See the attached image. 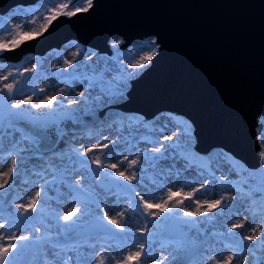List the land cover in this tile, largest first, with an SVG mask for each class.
Segmentation results:
<instances>
[{"label":"snow or ice","instance_id":"6c2138e0","mask_svg":"<svg viewBox=\"0 0 264 264\" xmlns=\"http://www.w3.org/2000/svg\"><path fill=\"white\" fill-rule=\"evenodd\" d=\"M47 2L54 4L55 0H47ZM93 3L94 0H75L71 5L74 10L66 12L64 10L69 8V4L61 3L59 11L54 8L51 11L55 14L46 17L48 24L54 22L59 15L73 17L78 13L87 12L93 8ZM78 4L81 6L77 7ZM15 8L17 11L13 15L18 19L23 20L24 16L29 14L25 5H16ZM17 27L20 26L17 25ZM4 30L11 31V29ZM40 34V31H21L18 33L17 38L10 41V45L7 42L0 43V51H14L21 44L39 37ZM155 48L156 41L149 40L148 44L141 48V51H145V49L147 51L140 56L134 66L143 69L145 65L153 61L154 56L157 54L152 50ZM96 59H99V54L96 55ZM85 60L92 61V63H85ZM62 65V69L57 68L53 72L62 71V73H67L66 76L74 81H86L85 91L88 92L87 96L82 92H76V99L65 102V100L58 101L55 96L48 95L45 88H39L33 90L30 94H26L25 89H16L14 73L9 72L7 76H3L4 81H8L9 77H13V80L4 83L0 87V152L4 151L5 139L9 140V148L12 149L14 143L12 137L21 128L26 129L25 136L31 138V135H34L39 139H43L41 135L43 132L51 131L55 133L59 125L64 122H71L73 125L88 128L103 121L105 125L109 126L112 139L110 140L108 135L98 136L97 138L102 141L101 143L84 147L83 151L71 150L64 157L65 166L63 169L49 168L48 171L52 172L55 178L44 189L37 186L38 190L35 191V195L29 193L26 198L27 202L6 205L4 202L6 193L0 191V221H3L0 222V230H3L0 233V264H18V257L27 252L39 253L41 264H44V257L48 249H51L53 264H67L68 261L73 259L72 256L68 255L69 252L77 253L76 264H134V262L139 264L142 259L155 260L156 264H173L177 254L189 257L184 264H192L191 258L194 256L200 257L201 264L204 261H207L208 264H264V220L257 221L253 218L250 221L246 220L244 223L235 222V218L240 217L239 209L234 208L230 203H225L229 199H237L235 195H228L232 189L231 183H223V181L228 180L229 173L227 169H225L223 176L217 177L214 174L209 175L208 170L202 169L199 165L191 164L185 155L191 148V136L186 125L173 121L171 117L165 118L158 126H149V118L133 123L137 119L136 117L129 120L127 115L120 116L118 112L109 115L113 112V103L118 104L123 99L125 89L128 87V82L117 79L116 74L120 72L121 67L126 68L128 65H121L120 59L115 62L109 60L105 64L96 65L91 53L85 54L78 61L65 59L62 61ZM27 71L28 69L25 68L19 75L23 76ZM31 71L36 72L37 69L33 68ZM129 75L130 78H134L136 74L131 73ZM112 85L116 87L113 88ZM37 92L44 94L38 103L33 102V96L37 95ZM97 94L103 97L102 108L95 103L94 96ZM90 100L92 101L91 104H89ZM71 105H79V107L72 109ZM40 109L45 111H33ZM98 110L104 111L103 117L99 116ZM83 117H88V123H85ZM259 119L264 122V116ZM151 120L156 121V117H152ZM258 126L264 130V125ZM117 129L123 131L124 134L122 136L117 135ZM153 136L157 138L152 139ZM177 137L187 141L185 147L181 148L179 144L174 145L171 143ZM57 139H59V136H57ZM33 142L38 143V140ZM141 143L149 146L143 153L142 162L137 147ZM113 145L121 150V155L118 157L120 163L127 162L125 170H118L120 167L118 163L105 165V162L99 156H96L95 159L89 156V153L109 149ZM16 150L18 151V149ZM113 154L111 151L108 153L109 156ZM258 155L261 157L262 166H264V149H261ZM34 158L40 159L38 154ZM10 159L11 164L8 169L0 171V190L9 185L13 173L17 169V156L12 155ZM24 159V155L21 154L20 167H24ZM208 159L212 160L210 156ZM164 161L169 163L165 165L163 164ZM178 161L180 162L179 166L184 168L186 172H190L192 176L202 177L198 181L199 187H196V191L206 188L208 183L215 184L219 179L221 181L220 188L223 191L218 192V198L205 199L203 202L196 199V208L190 211L188 207H182V205L186 200L190 201L193 194L189 192L182 195L183 187L170 184L167 188V195L163 199L157 195L145 199V196L136 190L133 181L136 182L137 186L141 185L148 170L155 171L161 179L168 175L170 183L174 177L169 174V169L177 165ZM91 165H95V168H92ZM105 167L114 171H104ZM78 168L91 172V182L96 183L97 187L104 189L106 193L115 195L119 192L121 195L135 198V210L145 217V224L149 222V217H151L154 228L158 229V231L144 235L147 233V227H144L140 230V234L144 235V239L151 236L150 243L160 242L161 251L159 254H153L150 247L145 252L144 243L134 242L132 246L136 250L127 252L126 255L117 259L116 256L107 251L103 244L99 243L100 240H103L109 234H114L117 230L121 233L128 231L121 224L126 209L116 207L119 201H113V207L106 209L102 200L97 198L94 191L87 190L81 183L82 180L87 179L85 175L73 178V173ZM132 169L135 170L132 171L131 175H128L127 172ZM212 171L216 172L218 169L213 167ZM41 172L44 173V169H41ZM137 172L141 173L139 177H137ZM46 175L47 173H44L40 178L43 179ZM101 177L104 179L102 180ZM60 185H63L66 189L63 200H66L69 205L63 214L57 208L51 206L47 211L43 207L40 208V211H37L38 201L41 200L42 195L43 202L45 204L49 203L47 189L53 188V186L59 187ZM174 187H177V190H173ZM245 187L249 192L252 191L250 185ZM160 191L163 192V188ZM257 191L264 194V189H257ZM240 199L243 200L244 197L241 196ZM125 202L131 203L132 200L129 199ZM55 203L59 207H64L62 200L59 198ZM170 204L172 205L171 208L169 207ZM222 205L229 209L234 217L231 227L227 229V232L231 234L230 239L232 241L228 245L231 254L227 256L224 255L221 248H216V254H213L208 236H205L204 240L197 244L189 233L194 228L196 232H200V229L193 221L183 219V217L207 215L213 210L220 209ZM6 208H14L18 211H13L8 217L4 215ZM201 208L204 209L203 212H201ZM165 213L167 215L162 216ZM158 217L159 220L156 219ZM85 218H87V221ZM128 219H131V217ZM48 221H51V223ZM86 224L91 229L87 233L91 237L87 246L93 249V252L90 258L82 260L79 249L83 247V244L78 240H62L61 237L66 236L68 233L77 236L85 234ZM21 228L24 231H21ZM41 228L45 230L44 236L33 235V233H39ZM238 229L243 231L237 232ZM249 229H251V234H248ZM210 235L217 236L216 233H210ZM37 245L38 247H34ZM123 251H127V249ZM165 251L168 252V255L162 254ZM169 256H171V259H169ZM218 256L219 258H217ZM27 264H29V261H27Z\"/></svg>","mask_w":264,"mask_h":264},{"label":"water","instance_id":"95a60500","mask_svg":"<svg viewBox=\"0 0 264 264\" xmlns=\"http://www.w3.org/2000/svg\"><path fill=\"white\" fill-rule=\"evenodd\" d=\"M38 1L0 0V13ZM114 35L124 40L120 48L147 37L158 48L153 61L131 80L120 107L143 121L158 115L182 119L193 128L198 153L220 148L247 169L259 167L264 0H94L89 11L59 15L39 37L5 51L0 60L15 63L27 53L44 56L69 42L110 54ZM41 135L43 139L31 135L39 140V151L56 145L58 130ZM31 255L18 257V264H27Z\"/></svg>","mask_w":264,"mask_h":264},{"label":"rangeland","instance_id":"374dc122","mask_svg":"<svg viewBox=\"0 0 264 264\" xmlns=\"http://www.w3.org/2000/svg\"><path fill=\"white\" fill-rule=\"evenodd\" d=\"M75 2V0H55L54 4L48 3L47 0H39L35 5L27 7L29 14L24 16V19L16 18L13 13L17 11L14 9L13 11L9 10L7 14L2 16L0 13V43H9L14 38H17L18 33L21 31H40V33L46 28L48 25V20L46 17H49L50 14H55L52 12V9H56L59 11V5L61 3L69 4V8L64 11H72L74 10L71 5ZM80 7L81 5H76ZM19 25L20 27H17ZM4 29H11V31H5ZM149 40H155L153 37H147L142 41H135L129 46H124L120 48V46L124 43V40L120 43L117 41H113L111 44L110 54H99V59H96V55L98 54L91 47L81 45L76 42H69L63 45L59 50H51L48 51L44 56H35L32 53L24 54L21 60L13 63L10 61H1L0 60V87L3 86L4 83L12 82L13 77H9L8 81H4L3 76H7L9 72L15 74L16 79V89L19 88L25 89L26 94H30L33 90H38L39 88H45L47 90L48 95L55 96L58 101L60 100H73L76 99L75 93L82 92L86 96L88 92L85 91V82L74 81L70 77L66 76L67 73L61 72H53L54 69L63 68L62 61L65 59H71L73 61H78L85 54L91 53L93 54V59L95 60L96 65L105 64L107 61L112 60L115 62L117 59H120L121 65H128V67H121L119 73L116 74L117 79H123L128 82V87L125 89V94L131 88V80L140 76V74L144 71V69L149 65H145L143 69L136 68L134 65L136 61L140 59V56L144 55L145 51H141V48L144 45L148 44ZM156 41V40H155ZM19 47V46H18ZM157 42L156 48L152 49L157 52ZM5 51H0V55ZM85 63H92V61L85 60ZM82 66V65H81ZM27 68L28 71L24 73L23 76L19 75L20 72L24 71ZM36 68V72H32L31 69ZM131 73H135L134 78H130ZM111 83V81H109ZM115 88V85H112ZM124 94L122 100L119 101L118 104L113 103V109L120 110V116L127 115L129 120L132 117H136L137 119L133 121V123H138L139 121H143L142 118L135 116L133 113L127 111L126 109L119 106V104L125 102L128 98ZM43 93L37 92V95L33 96V102H39L40 99L43 98ZM94 100L96 105L100 108L103 106V97L100 95H95ZM92 101H89L91 104ZM28 107V106H25ZM79 105H71L72 109L78 108ZM33 111H45L44 109L33 110ZM111 113H109L110 115ZM104 111L102 112L101 117H103ZM169 116L166 115H158L156 116V121L148 120L149 126H158L159 123L163 122L165 118ZM260 118V117H259ZM258 118V123L256 126L258 141H259V150L264 149V130L258 125H264V122L260 121ZM85 123H88V120L83 117ZM175 122H181L183 125L187 126V131L191 136V148L185 155L190 160L191 164L199 165L202 169L208 170L209 175H216L217 177L223 176L225 174V169H227L229 175L228 180L223 181V183H231L232 189L229 191L228 195L237 196L235 200H227L225 203H230L234 208L239 209L240 217L235 218V222L244 223L246 220L250 221L255 218L257 221L264 220V194L259 197H253L251 191L247 190L246 185H250L251 189H264V166L261 164L258 168L251 170L247 169L240 161H238L231 154L225 152L220 148H214L205 153H198L195 148L196 140L193 135V128L182 119L174 120ZM115 127V125H113ZM59 139L56 142V145L48 150V151H39L37 148V144L40 143L39 140L33 136L31 138L29 136H25L24 133L20 130L16 132L12 139L14 141L12 145V149L9 148V140L5 139L4 141V151L0 152V171L7 170L9 165L11 164L10 157L12 155L17 156V169L13 173L11 181L9 185L0 191L5 192L6 195L4 197V202L6 203L8 199V204L22 203L27 202V197L29 193L31 195H35V191L38 190L37 186L40 189L46 188V186L51 183V181L55 178L52 172L48 171L49 168L55 167L57 170H62L64 165V157L66 154H69L71 150H79L83 151L84 147L91 146L94 143H101L102 141L98 139V136L108 135V138L112 139V132L108 125H105L103 121L95 126H90L85 128L83 126L73 125L71 122H64L59 125L58 128ZM123 131L117 129V135L122 136ZM157 137L153 136L152 139H156ZM38 143H34L33 141H37ZM82 142V143H80ZM171 143L179 144L181 148L185 147L187 144L186 140L177 137ZM139 150V155L141 158V162L143 160V153L149 147L143 143L137 145ZM18 149V151L16 150ZM113 152L114 154L109 156V152ZM21 154L24 155V167H20L19 160ZM39 155L40 159L37 160L34 158L35 155ZM223 154V155H221ZM121 155V150L117 148L115 145L111 146L109 149L96 150L93 153H89V156L92 159H95L96 156H99L102 161L105 162V165L108 163H118L120 167L118 170H125V164L120 163L118 157ZM211 157L210 161L208 157ZM131 158V157H130ZM260 160L261 157L259 156ZM168 161H164L163 164H168ZM179 161L177 165L173 166L169 169V174L174 178L169 183L168 175H165L162 179L157 176L155 171L148 170L145 174V179L143 183L139 186L136 185V182L133 181V185L136 187L137 191L141 192V195L145 196V199H148L149 196L157 195L161 199L165 198L167 195V188L171 185H177L178 187H183V194H187L191 192L192 199L186 200L182 207H188L190 211L195 210V200L200 199L201 202L205 199L218 198V192L223 191L220 188L221 181L218 179L215 184L208 183L207 187L202 189L201 191H196V187H199L198 181L202 179V177L192 176L190 172H186L184 168L179 166ZM92 168H95V165H91ZM215 167L218 171L213 172L212 168ZM41 169H44V173H47L45 178H40L44 173L41 172ZM135 169L129 170L127 172L128 175H131L132 171ZM104 171L113 172L114 170L108 169L105 167ZM79 175H85L87 179L82 180L81 183L85 186V188L89 191H94V194L97 196L99 200H102L103 206L106 209H110L113 207V201H119L116 207L126 209L125 217L121 219V224L124 225L128 231L123 233L117 230L114 234L107 235L103 240H100L99 243L103 244L108 252L112 253L116 256L117 259H120L121 256L126 255L127 252L135 251L136 249L132 246L133 243H144L145 244V252H147L148 248L152 249L153 254L160 253L159 241H155L150 243L152 240L151 236H148V239H144V235H148L153 231H158V229L154 228L153 223L151 222L152 218L149 217V222L145 224V217L141 215L139 212L135 210V198L130 197L128 195H121V193L117 192L115 195H110L105 192L104 189L97 187L96 183L91 182L92 173L85 169H77L76 172L73 173V178H78ZM141 175L140 172H137V177ZM103 180L104 178L101 177ZM119 179V178H117ZM98 183V182H97ZM163 188V192L160 189ZM11 189V191H9ZM173 190H177V187H174ZM47 194L49 197V203L45 204L43 202V195L40 201H38L37 211H40V208L43 207L45 211L48 210L49 206L57 208V210L63 214L66 208L69 206L66 200H63V196L66 195V189L63 185L59 187L53 186V188L47 189ZM243 196L244 199L241 200L240 197ZM61 199L64 207H59L55 201L57 199ZM129 199L132 200L131 203H127ZM155 202V201H153ZM171 208L172 205L170 204ZM175 211V209H173ZM201 212L204 211L203 208L200 209ZM13 211H18L14 208H6L4 213L5 216L10 217V214ZM111 214V212H110ZM167 215L162 214V216ZM131 217V219H128ZM159 220L160 218H156ZM183 219H189L193 221L197 228L200 229V232H196V229L193 230L192 237L194 241L199 244L204 240L205 236H208L209 244L213 249V254H216L215 249L221 248L224 252V255H230L231 251L228 245L232 243L230 236L231 234L227 232V229L231 227V222L234 217L231 214L230 210L225 208L224 205L221 206L220 209L213 210L209 212L207 215H202L199 217H183ZM87 221V218H85ZM3 222V221H0ZM51 223V221H48ZM144 227H147V233L144 235L140 234V230ZM247 227V225H246ZM21 231H24L21 228ZM91 229L85 226V234L81 236L71 235L61 237L62 240H78L83 247L79 249L81 253L80 258L82 260H86L90 258L93 249L87 246V243L90 242L91 237L87 235ZM243 230L238 229L237 232H241ZM3 230H0L2 233ZM210 233H216L217 236L210 235ZM6 234V233H3ZM248 234H251V229L248 230ZM33 235L44 236L45 230L41 228L39 233H33ZM76 238V239H75ZM247 243V242H245ZM111 245V247H109ZM99 246V245H97ZM35 247H38L35 246ZM127 249V251H123ZM163 255H168V252H163ZM68 255L72 256L73 259L68 261L67 264H76L77 253L69 252ZM144 254L142 253V256ZM219 258V256L217 257ZM171 259V256H169ZM185 259V260H184ZM189 257L177 254L176 260L173 261V264H184ZM192 264H201V260L199 256H194L191 258ZM41 257L39 253H32L29 264H41ZM44 264H53L51 258V249H48L46 256L44 257ZM136 264V262H134ZM139 264H156L155 260L151 259H142ZM203 264H208L207 261H204Z\"/></svg>","mask_w":264,"mask_h":264},{"label":"bare ground","instance_id":"6f19581e","mask_svg":"<svg viewBox=\"0 0 264 264\" xmlns=\"http://www.w3.org/2000/svg\"><path fill=\"white\" fill-rule=\"evenodd\" d=\"M14 9H16V8H15V7L12 8L11 11H13ZM8 12H9V11H8ZM8 12H6V13H4V14H7ZM4 14H1V15L4 16ZM113 41H117L118 43H120V42L122 41V38H121L120 36H116V35L112 36V37L110 38V40H109V46H110V48L112 47L111 44H112ZM125 95H126V94H125ZM119 111H120V110H119ZM119 111L113 109V112H111L110 115H114L115 112H118V113L120 114ZM259 160H260V159H259ZM259 163L261 164V160H260Z\"/></svg>","mask_w":264,"mask_h":264},{"label":"trees","instance_id":"16d2710c","mask_svg":"<svg viewBox=\"0 0 264 264\" xmlns=\"http://www.w3.org/2000/svg\"><path fill=\"white\" fill-rule=\"evenodd\" d=\"M251 194H252L253 197H259V196L263 195L262 192L261 191H257V189H254V190L252 189Z\"/></svg>","mask_w":264,"mask_h":264}]
</instances>
